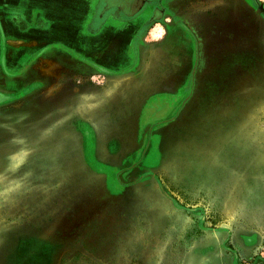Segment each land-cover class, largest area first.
<instances>
[{
  "label": "rangeland",
  "instance_id": "obj_1",
  "mask_svg": "<svg viewBox=\"0 0 264 264\" xmlns=\"http://www.w3.org/2000/svg\"><path fill=\"white\" fill-rule=\"evenodd\" d=\"M230 22L247 39L218 37L198 84L170 62L0 101V264H264V43Z\"/></svg>",
  "mask_w": 264,
  "mask_h": 264
},
{
  "label": "crops",
  "instance_id": "obj_2",
  "mask_svg": "<svg viewBox=\"0 0 264 264\" xmlns=\"http://www.w3.org/2000/svg\"><path fill=\"white\" fill-rule=\"evenodd\" d=\"M205 1L0 0V90L21 92L58 77L61 81L104 74L112 81L133 80L145 76L148 68L170 62L190 66L185 86L200 83L210 49L221 40L246 38L240 32L219 34L216 27L230 22L224 16L227 9H220L217 0L208 1L213 8L198 7ZM157 8L162 15L154 18ZM240 14L241 10L238 21L247 29L251 25L261 29L257 40L264 43L263 17L253 16L251 21ZM245 51L238 49L242 59ZM262 59L257 58V64ZM237 63L247 64L242 60ZM162 76L178 82L175 74ZM194 96H187L185 108ZM183 105L181 100L172 120Z\"/></svg>",
  "mask_w": 264,
  "mask_h": 264
},
{
  "label": "flooded vegetation",
  "instance_id": "obj_3",
  "mask_svg": "<svg viewBox=\"0 0 264 264\" xmlns=\"http://www.w3.org/2000/svg\"><path fill=\"white\" fill-rule=\"evenodd\" d=\"M249 3H247V5H248ZM249 7L247 8V10H241L242 11V13H243V15L245 16V17H247V16H249V19L252 21H254V19H253V16H250L249 15V13H253V11L251 10V8H250V4L248 5ZM258 6H257V9L255 8V10H254V12L256 13V12H258ZM260 13L262 14L261 15V17H263V19H264V9H262L261 11H260ZM248 14V15H247ZM160 15H162V10L160 9V8H157V10H156V13H155V16H154V18H157V17H160ZM247 15V16H246ZM229 21H231V20H240V19H236V18H227ZM249 19H247L248 21H250ZM246 20V21H247ZM228 23H230V22H228ZM83 78H85L86 80H89L87 77H83ZM106 78V77H105ZM77 78H75V79H73V80H76ZM41 85V84H40ZM32 88L33 87H37V85H34V86H31ZM30 87V88H31ZM27 89H29V88H27ZM27 89H24V90H27ZM23 90V91H24ZM18 92H13V93H10V92H4V91H1L0 90V101H2V100H4V99H6L7 97H9L11 94H17Z\"/></svg>",
  "mask_w": 264,
  "mask_h": 264
},
{
  "label": "bare ground",
  "instance_id": "obj_4",
  "mask_svg": "<svg viewBox=\"0 0 264 264\" xmlns=\"http://www.w3.org/2000/svg\"><path fill=\"white\" fill-rule=\"evenodd\" d=\"M262 9H264V7L259 6L258 10L261 11Z\"/></svg>",
  "mask_w": 264,
  "mask_h": 264
}]
</instances>
